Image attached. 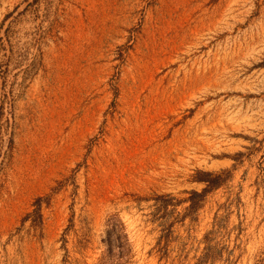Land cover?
Here are the masks:
<instances>
[{"label":"rangeland","instance_id":"rangeland-1","mask_svg":"<svg viewBox=\"0 0 264 264\" xmlns=\"http://www.w3.org/2000/svg\"><path fill=\"white\" fill-rule=\"evenodd\" d=\"M0 264H264V0H0Z\"/></svg>","mask_w":264,"mask_h":264},{"label":"trees","instance_id":"trees-1","mask_svg":"<svg viewBox=\"0 0 264 264\" xmlns=\"http://www.w3.org/2000/svg\"><path fill=\"white\" fill-rule=\"evenodd\" d=\"M209 175V174H208ZM206 183H211V180L210 179H203Z\"/></svg>","mask_w":264,"mask_h":264}]
</instances>
